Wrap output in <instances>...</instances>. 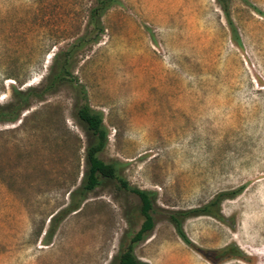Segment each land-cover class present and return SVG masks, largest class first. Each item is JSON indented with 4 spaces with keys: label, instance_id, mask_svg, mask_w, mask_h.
I'll return each instance as SVG.
<instances>
[{
    "label": "rangeland",
    "instance_id": "obj_1",
    "mask_svg": "<svg viewBox=\"0 0 264 264\" xmlns=\"http://www.w3.org/2000/svg\"><path fill=\"white\" fill-rule=\"evenodd\" d=\"M92 5L0 0V106L45 82ZM229 16L237 38L217 0H118L75 58L108 131L99 158L156 195L154 228L133 249L143 263L264 264V0H230ZM75 103L65 85L0 123V264H113L143 223L139 199L114 180L50 222L85 170L90 137ZM230 191L221 220L183 222L186 244L168 214ZM233 245L242 258L221 254Z\"/></svg>",
    "mask_w": 264,
    "mask_h": 264
},
{
    "label": "trees",
    "instance_id": "obj_2",
    "mask_svg": "<svg viewBox=\"0 0 264 264\" xmlns=\"http://www.w3.org/2000/svg\"><path fill=\"white\" fill-rule=\"evenodd\" d=\"M229 2L230 0H217L233 30L235 38H237V33L229 16ZM117 4L118 0H93V5L88 11L83 33L76 35L66 50L54 55L53 67L42 85L12 90L10 102L0 106V123L16 122L21 113L28 110L34 102H41L47 96L56 94L61 87L65 85L69 86L76 99L75 116L88 133L90 140L85 149V170L81 178V183L75 191L70 193L71 203L57 216L51 217L50 222L54 224L65 215L77 211L87 194L100 186L102 180L117 181L120 189L135 195L139 199V213L143 218V223L137 233L131 237L130 243L126 248L114 258L113 264H146L135 257L133 249L154 228L153 206L156 195L152 191L140 190L131 186L120 176L119 163L104 162L99 158L100 153L107 146L108 131L103 124L102 114L89 106L85 87L76 80L72 73L75 58L88 46L98 43L104 32L101 19L108 10ZM237 192L220 193L209 203L197 209L170 212L168 214V220L174 227L177 235L186 244L191 245L183 230V222L191 217L197 216H211L221 220L219 209L221 203L224 200L235 197ZM75 197L78 198V201L74 200ZM54 230L55 226L51 225L47 233L49 239L52 237ZM221 254L229 255L233 258H242L241 252L234 245L227 247Z\"/></svg>",
    "mask_w": 264,
    "mask_h": 264
},
{
    "label": "bare ground",
    "instance_id": "obj_3",
    "mask_svg": "<svg viewBox=\"0 0 264 264\" xmlns=\"http://www.w3.org/2000/svg\"><path fill=\"white\" fill-rule=\"evenodd\" d=\"M180 261V260H179Z\"/></svg>",
    "mask_w": 264,
    "mask_h": 264
}]
</instances>
